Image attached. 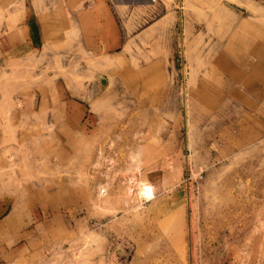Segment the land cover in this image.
I'll use <instances>...</instances> for the list:
<instances>
[{
  "label": "rangeland",
  "instance_id": "374dc122",
  "mask_svg": "<svg viewBox=\"0 0 264 264\" xmlns=\"http://www.w3.org/2000/svg\"><path fill=\"white\" fill-rule=\"evenodd\" d=\"M65 3L0 0V35L40 20L0 51V197L81 189L46 264H264V0H106L107 54L75 17L94 2L63 25ZM63 89L94 137L66 143Z\"/></svg>",
  "mask_w": 264,
  "mask_h": 264
},
{
  "label": "crops",
  "instance_id": "0c3cea01",
  "mask_svg": "<svg viewBox=\"0 0 264 264\" xmlns=\"http://www.w3.org/2000/svg\"><path fill=\"white\" fill-rule=\"evenodd\" d=\"M63 1H66L65 7L62 8V23L64 25L68 21L65 15L71 16L70 9L74 8L79 0ZM92 1L94 4L90 8L76 11L75 17L89 30L88 33L85 28V32L88 34L86 37L87 47L102 49L107 54L108 51L120 44L121 33L106 0ZM97 10L100 11L99 14ZM39 21L32 16L17 18L16 13L9 15L5 20L7 29L4 34L0 35V51L3 54L16 55L20 52L21 47H34L37 42L35 27L40 28ZM90 26L97 27L99 32L91 30ZM33 29L36 35L34 38L32 37ZM20 31L29 34L32 38L25 40L24 43L21 41L19 45L15 36ZM71 95L67 90H61L58 98L63 97V99L57 101V108L60 125L67 136L66 143L74 145L75 135L73 134L75 132L79 138L92 135L94 137L97 134V132L94 133V130L99 126L92 129L94 131L92 134L88 133L87 124L82 122L85 106ZM196 95L202 99L208 98L203 88L196 91ZM75 192L79 193L81 189L71 187L67 183L64 184L63 181L57 188L49 191L44 190V194L40 196L30 195L27 199L20 201L0 197V264H46L53 257L51 248L56 246L52 245L54 239L51 240L52 235L47 232V226H51V224L64 225V220L60 216L51 217L48 209L64 207ZM30 193L34 192L31 190Z\"/></svg>",
  "mask_w": 264,
  "mask_h": 264
},
{
  "label": "built area",
  "instance_id": "2783aa9c",
  "mask_svg": "<svg viewBox=\"0 0 264 264\" xmlns=\"http://www.w3.org/2000/svg\"><path fill=\"white\" fill-rule=\"evenodd\" d=\"M200 178H202V175H201V173H200V174H198V176H197L195 179H200Z\"/></svg>",
  "mask_w": 264,
  "mask_h": 264
}]
</instances>
